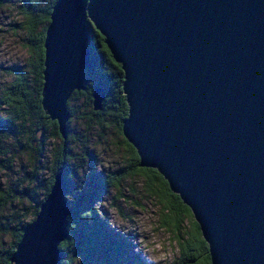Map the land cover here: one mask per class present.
<instances>
[{
  "label": "water",
  "instance_id": "1",
  "mask_svg": "<svg viewBox=\"0 0 264 264\" xmlns=\"http://www.w3.org/2000/svg\"><path fill=\"white\" fill-rule=\"evenodd\" d=\"M88 21L122 65V131L140 166L191 208L212 264H264V0H57L42 105L65 140L92 66ZM105 96L95 88V110ZM67 193L61 170L13 264H61Z\"/></svg>",
  "mask_w": 264,
  "mask_h": 264
},
{
  "label": "trees",
  "instance_id": "2",
  "mask_svg": "<svg viewBox=\"0 0 264 264\" xmlns=\"http://www.w3.org/2000/svg\"><path fill=\"white\" fill-rule=\"evenodd\" d=\"M21 1L19 8L24 20L18 27L29 33L27 48L30 58L23 67L7 69L15 77L0 98V107L5 112L0 117V175L14 171L17 159H22L24 155L27 160L23 176L18 177L13 185L0 183V264H13L11 258L25 228L35 220L55 175L61 170L66 173L69 191L74 175L73 163L79 159L72 145L80 139L70 127L74 119L82 122L86 132L97 133L98 136L114 128L122 137L129 160L126 166L110 176L109 181L97 177L93 166L88 185L70 196L67 193L72 213L68 218L69 236L60 245L61 264H127L129 260L124 239L106 229L107 223L103 216H98L96 205L108 187L121 189L125 179L139 177L146 198L159 207L158 228L170 233V239L177 242L180 248L181 261L173 264H212L209 245L191 208L171 190L169 182L157 169L140 166L137 149L123 135V120L129 110L123 89L125 75L122 65L109 50L105 37L88 21L92 66L87 70L86 89L76 90L68 102L72 117L65 140L58 121L51 119L42 105L46 31L57 0H46V4L44 0ZM96 87L102 88L106 94L102 110L93 107ZM78 100L83 102L82 113H79V107L72 105ZM51 140L57 143L51 145ZM85 151L89 155L88 150ZM46 170L50 175L46 184L42 185L39 181ZM39 190H42L40 197ZM187 221L189 223L185 225ZM5 237H10L8 244L4 241Z\"/></svg>",
  "mask_w": 264,
  "mask_h": 264
},
{
  "label": "rangeland",
  "instance_id": "3",
  "mask_svg": "<svg viewBox=\"0 0 264 264\" xmlns=\"http://www.w3.org/2000/svg\"><path fill=\"white\" fill-rule=\"evenodd\" d=\"M21 2L0 1V98L15 77L8 73L7 69L23 67L30 58V51L27 48L29 33L18 27L24 20L19 8ZM44 3L46 4V0ZM72 105L80 108L79 113L83 112L81 100L74 101ZM3 115L4 108L0 107V117ZM70 127L80 139L79 142L72 143L79 159L73 163L74 175L69 186V196L88 185L93 166L96 168L97 177L109 181L110 176L119 168L126 166L129 160L128 153L122 145V137L114 128L111 127L103 136H98L97 133L86 132L78 119H74ZM83 139L86 142L85 146ZM51 143L54 145L57 141L51 140ZM85 150H88L89 155ZM17 160L14 171L1 173L2 185L3 183L13 185L18 177L23 176L27 156L24 155L22 159ZM94 162L95 165H92ZM81 164L83 166H80ZM41 175L39 183L44 185L48 181L49 171L46 170ZM132 186L135 189L134 187L132 189ZM38 192L40 197L42 190ZM96 206L98 216H103L104 222L107 223L106 229L124 239L125 253L129 260L127 264H173L180 260L181 251L177 242L170 239L171 234L166 230L159 229V207L153 200L146 198L140 177L125 179L121 189L108 187ZM188 223L187 221L185 225ZM9 240L10 237L4 239L7 244Z\"/></svg>",
  "mask_w": 264,
  "mask_h": 264
}]
</instances>
